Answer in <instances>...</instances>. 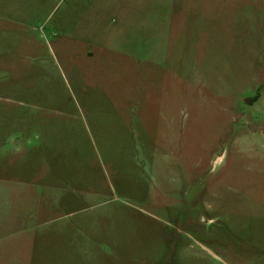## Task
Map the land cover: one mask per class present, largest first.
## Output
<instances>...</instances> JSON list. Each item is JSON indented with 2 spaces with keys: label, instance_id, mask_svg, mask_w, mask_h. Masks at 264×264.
Wrapping results in <instances>:
<instances>
[{
  "label": "rangeland",
  "instance_id": "obj_1",
  "mask_svg": "<svg viewBox=\"0 0 264 264\" xmlns=\"http://www.w3.org/2000/svg\"><path fill=\"white\" fill-rule=\"evenodd\" d=\"M0 264H264V0H0Z\"/></svg>",
  "mask_w": 264,
  "mask_h": 264
}]
</instances>
